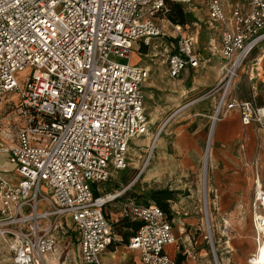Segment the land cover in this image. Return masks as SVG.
I'll list each match as a JSON object with an SVG mask.
<instances>
[{"label": "built area", "instance_id": "1", "mask_svg": "<svg viewBox=\"0 0 264 264\" xmlns=\"http://www.w3.org/2000/svg\"><path fill=\"white\" fill-rule=\"evenodd\" d=\"M199 1L219 27V78L199 97L218 93L211 123L236 110L242 126L264 130V104L234 95L247 55L264 46V0H239L228 15L222 0ZM167 10L166 0H0V105L19 99L0 116V154L15 165L11 177L0 170V264H48V254L75 239L79 264H104L100 255L117 241L113 224L122 218L139 222L126 245L141 264H176L164 249L175 242L172 219L159 206L127 200L114 221L104 209L122 192L99 193L149 131L143 87L150 70L130 55L137 43L164 37L155 16L173 32L165 44L169 76L208 63L197 34L166 19ZM251 219L256 250L247 263L264 264L257 179Z\"/></svg>", "mask_w": 264, "mask_h": 264}, {"label": "rangeland", "instance_id": "2", "mask_svg": "<svg viewBox=\"0 0 264 264\" xmlns=\"http://www.w3.org/2000/svg\"><path fill=\"white\" fill-rule=\"evenodd\" d=\"M237 2L239 0H222L227 15ZM183 9L191 13V18L185 23L188 25L186 31L197 34L198 50L208 59V63L196 71H190L185 80L184 74L179 79L168 77L165 44L171 41L173 32L160 14L155 16L156 26L163 31L164 37L154 36L148 45L137 43L130 55L132 62L150 70L143 87L145 112L150 120L149 131L147 136L135 141L140 147L132 144L128 164L124 169L111 171L108 180L99 185V193L105 196L122 192L104 209L106 215L114 220L116 217L118 219L125 201L135 199V196L151 189L174 190L176 193L170 202L171 210L175 224L181 227L178 230L177 244L188 258V264H247V257L255 247L249 204L239 205L234 216L220 212L212 183V140L209 144L208 134L212 129L210 117L213 116L218 93L211 91L201 102L184 109L188 99L206 94L219 78L222 63L219 55V27L211 22L199 0H191L190 6ZM142 45L146 46L145 51ZM261 58L259 64L258 59ZM24 75H27V71L19 79ZM238 76L239 82L234 95L264 103V46L247 55ZM192 87L191 91H186ZM18 103L16 96H9L6 104L0 105V116L15 109ZM191 118L208 121L203 132L199 166L192 172L184 171L182 155L177 147L179 129L184 127L186 119ZM14 167L7 160V155L0 154V170L6 176H12ZM235 206V203L226 205L221 211ZM115 223L113 232L116 236L118 229ZM60 249L63 251L62 259L65 264H79V246L74 244V240L69 246L60 245ZM1 264H8V261Z\"/></svg>", "mask_w": 264, "mask_h": 264}, {"label": "crops", "instance_id": "3", "mask_svg": "<svg viewBox=\"0 0 264 264\" xmlns=\"http://www.w3.org/2000/svg\"><path fill=\"white\" fill-rule=\"evenodd\" d=\"M197 69L189 68L181 75L184 74L185 80L189 77L190 71H196ZM166 74L168 75V73ZM168 77L170 76L168 75ZM192 89L193 87L188 90L186 89V91H191ZM199 97L188 99L184 104V109L197 102H201L202 100ZM185 121L184 127L180 128L178 132L177 147L178 152L182 155L181 164L184 165V171L192 172L199 166L203 132L205 124L208 121L193 118L191 120L186 119ZM255 156H257L256 164H250ZM210 170L212 173L213 188L216 190L217 202L220 205L218 207L220 212L234 216L237 213V207H240L239 205H243L244 203L249 204L250 223L253 232V244L255 246L249 253L250 255L256 250L251 219V202L254 195L256 179L264 189V130L256 131L253 124L242 126L239 113L236 110L229 111L216 120L214 122L212 150L210 152ZM234 203L236 205L235 207L224 208L221 211L224 206ZM171 214L175 242L167 244L164 247L165 252L175 261L177 256L180 255V262L177 263L176 261V264H185L186 262L188 264V258L184 256L181 252L180 245L177 244L178 230L181 227L175 224L172 210ZM115 220H117V217ZM129 237L117 234V241L101 253L100 258L102 262L104 264H141L138 252L131 250L126 245ZM74 244H77V239L74 240ZM62 253L56 252L55 254H48L46 256L48 264H65V260L62 259ZM58 258L59 262L57 260Z\"/></svg>", "mask_w": 264, "mask_h": 264}, {"label": "trees", "instance_id": "4", "mask_svg": "<svg viewBox=\"0 0 264 264\" xmlns=\"http://www.w3.org/2000/svg\"><path fill=\"white\" fill-rule=\"evenodd\" d=\"M166 6L168 10L164 17L174 24L184 25L191 18V13L185 12L183 7L176 2L166 0ZM142 49L145 51L146 46L142 45ZM95 193L96 195L98 194L96 191ZM175 193L174 190H170L169 188L151 189L135 196L136 198L134 200L139 203L155 204L159 206L169 218H172L170 202L174 199ZM138 226L139 222L130 221L125 218L119 219L115 223V227L118 229V234L124 237L131 236ZM176 261L177 263L180 262V255L177 256Z\"/></svg>", "mask_w": 264, "mask_h": 264}, {"label": "bare ground", "instance_id": "5", "mask_svg": "<svg viewBox=\"0 0 264 264\" xmlns=\"http://www.w3.org/2000/svg\"><path fill=\"white\" fill-rule=\"evenodd\" d=\"M261 61V59H258V61ZM213 125H211L212 129H210L209 134H208V143L210 144L211 140H212V131H213ZM260 260L263 262L264 261V245L260 247Z\"/></svg>", "mask_w": 264, "mask_h": 264}]
</instances>
